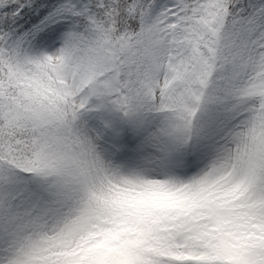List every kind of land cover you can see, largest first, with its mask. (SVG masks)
<instances>
[{"label": "rangeland", "instance_id": "obj_1", "mask_svg": "<svg viewBox=\"0 0 264 264\" xmlns=\"http://www.w3.org/2000/svg\"><path fill=\"white\" fill-rule=\"evenodd\" d=\"M0 110V264H264V0H0Z\"/></svg>", "mask_w": 264, "mask_h": 264}]
</instances>
